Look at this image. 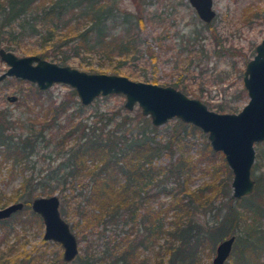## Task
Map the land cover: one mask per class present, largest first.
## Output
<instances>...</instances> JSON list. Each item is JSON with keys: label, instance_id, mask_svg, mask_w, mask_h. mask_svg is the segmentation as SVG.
<instances>
[{"label": "trees", "instance_id": "1", "mask_svg": "<svg viewBox=\"0 0 264 264\" xmlns=\"http://www.w3.org/2000/svg\"><path fill=\"white\" fill-rule=\"evenodd\" d=\"M144 16V9L135 16L121 10L118 0H0V43L7 51L61 66L72 58L80 64L89 59L92 73L122 75L121 69L142 55L138 28H144ZM163 39L159 35L158 43ZM174 46L186 61L196 55L189 41ZM154 54L152 68L158 65ZM171 86L192 94L179 81ZM30 87L25 112L16 116L0 110V172L20 177L9 196L0 191V208L23 203L22 212L0 221V264H44V254L18 243L17 227L29 220L21 213L42 226L30 204L54 195L61 216L79 243L85 242L83 264H200L231 236L237 247L241 244L235 264H250L251 258L264 264V231L252 238L237 231L245 208L256 214L261 208L245 203L253 195L230 197L232 173L198 128L179 120L153 127L149 118L130 115L123 107L84 118L74 90L56 105ZM239 95L246 97L244 88ZM198 135L202 145L191 154L187 148ZM161 155L169 158L163 166L156 163ZM256 158L259 163L264 159V148ZM195 178L202 180L197 187ZM12 233L15 239L9 241Z\"/></svg>", "mask_w": 264, "mask_h": 264}, {"label": "rangeland", "instance_id": "2", "mask_svg": "<svg viewBox=\"0 0 264 264\" xmlns=\"http://www.w3.org/2000/svg\"><path fill=\"white\" fill-rule=\"evenodd\" d=\"M118 7L133 16L143 9L145 14L144 28L142 30L138 28V37L142 43V55L137 56V59L132 60L130 64L121 69L122 75L118 76H125L132 81L150 84L152 83L149 81L154 78V80H158L156 85L162 87H173L171 83L179 81L191 91L192 94H189L188 97L200 100L209 110L219 114H237L247 105L249 101L247 93L246 97L240 98L239 90L243 88L242 77L245 67L253 59L256 46L264 38V0H213V10L216 15L213 21L208 24L211 25V29L204 27L207 24L199 20L195 11L190 7L188 0H118ZM159 35L164 38L161 44L157 41ZM182 41L185 43L189 41L195 45L197 52L191 61L184 60L183 56L178 57L179 54L175 50L174 44H180ZM216 43L220 45L216 46ZM2 46L3 43H0V49H4ZM152 52L158 55V65L153 68L150 62ZM12 53L18 57L36 56L22 55L17 52ZM89 62V59H87L80 64L78 59L72 58L66 66L78 71L92 73L87 67ZM92 63L96 64L95 60ZM6 70L7 66L0 60V76ZM99 74L116 75L109 72ZM31 85L35 87L34 84ZM30 88H32L30 83L14 78H7V80L0 82V110L5 109L16 116L21 112H25L22 106L25 105V101L32 98L29 95ZM71 90L70 87L65 85H54L43 92L45 94L43 99L51 98L52 102L57 105L69 99ZM8 96H16L18 100L15 103H10L6 99ZM104 98H107V100L100 97L95 99L89 106H82L77 98L76 101L79 104L76 107L82 106L81 112H85L84 118H88L93 112H110V109L116 110L118 107H123L125 103L123 96ZM31 103L33 106L34 101ZM72 108L68 112H72ZM219 108L223 111L219 112ZM80 110L79 108V112ZM38 111L39 109L34 112ZM43 112H48V108ZM123 112L129 111L124 109ZM136 112L141 113L140 108L137 106L129 113L134 115ZM173 121H169L167 124ZM201 145L202 140L198 135L193 138L187 150L191 154L198 153ZM261 146L264 148V142L261 143ZM262 148L259 145L255 146L256 156ZM168 162L167 155H161L156 160V163L161 166ZM38 164L39 167L43 165L41 161ZM256 165L258 166L255 167ZM263 175L264 159L259 163L256 158L251 169V179L255 181L253 197L247 199L245 203L250 202L252 207L255 203L256 206L261 208V211L256 214L250 208L244 209L242 207L244 216L243 220L239 222L237 230L241 237L252 238L256 233L264 231ZM19 181L18 174L9 175V172L3 169L0 172V191L9 196L12 190L18 186ZM201 182L200 178H195L193 187H197ZM257 183H259L258 188ZM230 197H232L231 186ZM20 216L25 221L29 219L31 222L28 220V222L18 225V243L20 245L25 244V250L27 251L36 248L40 254H44V264H59L62 262L61 246L43 240L44 225H38L35 219L29 217V214L21 213ZM18 217L16 216L14 219ZM62 218L71 226L69 220ZM73 233L75 234V231ZM14 239L15 233L10 234L8 240L14 241ZM100 244V241L97 244L94 243L96 250L99 249ZM240 245L237 247V244L234 243L231 255L225 264H235ZM85 246V242L79 243L78 258L71 264H83ZM235 247H237V251L233 255ZM215 248L209 259L207 261L202 260L200 264L212 263ZM263 256L264 252H261L260 257L264 258ZM251 259L250 264H258L255 258ZM248 260L250 261V259ZM261 260L263 261V259ZM95 264L100 263L97 261Z\"/></svg>", "mask_w": 264, "mask_h": 264}, {"label": "water", "instance_id": "3", "mask_svg": "<svg viewBox=\"0 0 264 264\" xmlns=\"http://www.w3.org/2000/svg\"><path fill=\"white\" fill-rule=\"evenodd\" d=\"M196 16L204 24L215 18L213 0H188ZM264 24V13H263ZM0 60L7 70L0 82L14 78L34 84L41 91L54 85H65L75 91L82 106H89L97 98L123 96L126 111L137 106L153 127H163L169 121L179 120L198 128L207 136L212 151L221 153L232 173V198L239 200L252 195L255 181L251 169L255 162V146L264 142V38L255 48V55L243 72V88L249 99L237 114H219L207 108L200 100L193 99L173 87L136 82L125 76L87 73L61 66L38 56L18 57L0 49ZM7 101L15 103L16 96ZM57 195L34 199L30 209L44 225V241L60 244L63 261L71 262L77 255V240L69 224L59 212ZM23 209V203H13L0 208V221L8 220ZM235 236L222 240L215 248L211 264H225L231 255Z\"/></svg>", "mask_w": 264, "mask_h": 264}, {"label": "flooded vegetation", "instance_id": "4", "mask_svg": "<svg viewBox=\"0 0 264 264\" xmlns=\"http://www.w3.org/2000/svg\"><path fill=\"white\" fill-rule=\"evenodd\" d=\"M59 212H60V205H59ZM61 215V214H60ZM68 224V223H67ZM70 226V225H69ZM70 230H71V228H70ZM72 231V230H71ZM72 233H73V231H72ZM44 234V233H43ZM74 234V233H73ZM74 236H75V234H74ZM76 237V236H75ZM76 240H77V249H78V253H77V255H76V257L71 261V262H64L63 261V248H62V256H61V259H62V262L63 263H65V264H71V263H73L77 258H78V254H79V241H78V239H77V237H76ZM46 242H51V241H46ZM52 243H54V242H52ZM55 244H57V243H55ZM58 245H60V244H58ZM61 246V245H60Z\"/></svg>", "mask_w": 264, "mask_h": 264}]
</instances>
